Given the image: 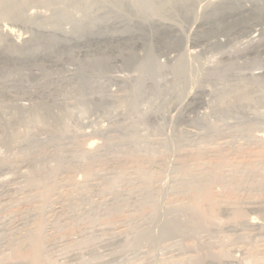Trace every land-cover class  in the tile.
Returning <instances> with one entry per match:
<instances>
[{
	"label": "bare ground",
	"instance_id": "1",
	"mask_svg": "<svg viewBox=\"0 0 264 264\" xmlns=\"http://www.w3.org/2000/svg\"><path fill=\"white\" fill-rule=\"evenodd\" d=\"M233 1L231 7L225 0H146L158 16L149 22L128 0H0V146L8 153L0 160V171L8 177L0 184V215L12 204L27 206L16 212L17 231L9 227L11 220L6 223L0 216V253L26 251L27 257L11 263L1 258L0 264H51V256L64 249L60 257L70 264L82 262L84 253L94 264H178L174 259L191 252L195 254H189L185 264H264V114L256 105H264V72L241 75L243 85L239 80L236 87L234 82L228 89L211 91V111L203 115V124L188 121V111L205 102L208 92L199 86L186 96L179 110L183 120L188 117V125L177 132L170 179L162 187L163 205L156 185L161 179L156 175L164 174L166 160L151 158L169 151L173 142L161 134L142 135L129 122L134 114L143 117L138 111L143 98L161 95V78L171 75L172 85L165 93L180 98L190 80L187 52L158 53L147 44L151 37L147 29L152 25L157 30L175 29L172 21L189 22L193 38L187 46L194 52L192 58L223 49L212 37H200L205 25L250 15L245 25L232 31L227 27L224 37L227 46L232 40L256 41L264 31V0ZM103 51L112 55L110 70L102 62ZM160 52L166 67L158 62ZM252 52L257 56L261 47ZM198 65L195 74L201 69ZM227 69L213 73L224 78ZM111 86L127 95L110 98ZM250 86L259 93L252 106ZM122 106L127 108L129 120H124L130 127L121 122L90 132L97 118L124 116ZM97 134L104 136V142L93 147ZM240 140L244 148L253 146L242 155L247 160L201 162L203 157L224 155V146L237 153L243 148H235ZM217 144L224 145L223 151L210 149ZM226 154L221 158L225 160ZM131 157H137L135 166ZM96 166L104 168L98 171ZM77 170L85 174L84 181L71 176ZM127 185L131 188L121 189ZM215 185L247 196L215 199L211 197ZM127 211L136 215L105 222ZM50 214L56 220L49 225L59 230L81 220L89 221V228H82L77 239L67 235L46 239L41 226ZM219 219L224 220L222 225L217 224ZM38 220L43 224L36 227ZM186 240L192 245L185 246ZM98 245L110 251L107 257L97 259ZM156 247L162 251L158 257L152 253Z\"/></svg>",
	"mask_w": 264,
	"mask_h": 264
},
{
	"label": "rangeland",
	"instance_id": "2",
	"mask_svg": "<svg viewBox=\"0 0 264 264\" xmlns=\"http://www.w3.org/2000/svg\"><path fill=\"white\" fill-rule=\"evenodd\" d=\"M128 1H129V3H131L133 5V10L136 13H138L140 15H143L149 22L155 21L156 19H158V16L154 12V10L148 4H146V0H128ZM217 1H220V0H217ZM225 1L228 3V5H231V7H233V4H234V1L233 0H225ZM237 6H238V4H237ZM199 10H200V12L202 11L201 8ZM262 11L263 12L261 13V18H262V21H264V10H262ZM235 13H237V12L235 11ZM216 15H219V12ZM249 16H236V17H234L232 19H229L228 22H225V20H223V21H220V22L218 21V23H216V24L211 22L209 25H205L204 28H201L199 30L200 31V37H202L203 39H208V38L212 37L211 39L217 45H220L221 48L223 47V49L222 50L220 49V51H216L214 54L213 53H210V55L207 54V53L200 54V55H197L196 54L195 57L193 55L194 58L193 57L192 58L190 57V56H192V54L194 52L191 51L188 48V46H187V44L188 45L190 44V42H188V41H191V39L193 38V35L191 34V30L189 29L190 28L189 27V22H187V21H177L175 19L177 22L172 21L173 23L176 24V28L175 29H169V28L166 29L165 28L163 30H157V28H153V25H152V27H149V29H147V33H148L149 37H150V34H151V37L149 38V42H147V44L150 47L153 46V48H155L158 51V53L162 49H165V50L179 49V50H182V52H184V53L187 52L186 53V55L188 54L187 55V58L188 59L190 58L189 59V62H188V64H189L188 66L190 67V64H191V67H192L193 64H195L193 66V68H194L193 71H192L193 68L191 69V67H190V69H188L189 70V75H190V76L188 75V79H190L189 80V84H191V85L189 86V84H185L186 88L184 86L183 90L184 91L186 90V91H185V93H184V91L182 92L181 98L178 97V95H176L175 93L170 92V91L165 93V90L171 87L172 81H173V78L171 77V75L170 76H167V77L165 76V77H163V78H161L159 80V84H158L159 85V89L161 91V95H157V96H154V97H151V98L145 97V98H143L140 101V103H139L140 105L138 107V111H139V113H141L143 115V117H140L138 114H134L133 115V118L129 120L128 119L129 117L127 115L128 112L127 111L126 112L124 111V110H127V108L126 107L123 108V106H122V107H120V110L122 111V108H123V113L125 114L124 116H118V118H117V116H114V117L112 116L110 118H108V117H105V118L104 117H100V118H97L96 123L93 125V128L95 127L94 130L92 128H88L90 130V132L93 133V132H95L96 129L98 130V128L99 129H101L103 127L110 128V127H115L118 124L123 125L124 123L122 124L121 122H125L126 123V125H123V126H129V125L131 126V123L129 124L126 121V120H129V122L132 121L133 126L136 127L137 130H138V132L140 134H142V135L156 134L155 136L159 138V135L158 134H161L162 138H164V139H166L168 141L170 140V142L171 141L173 142L171 144V146L169 147V151L172 150L171 152L167 151V149L166 150H162V152L160 151V153L156 154L157 156L154 155V158H153V156L151 158V160H156V159H163V161L166 160L165 163H164V168L165 169H163V173L165 174V175L163 174L164 175V178L162 177L163 176L162 173L161 174H157L156 177H159L161 180H159V183L158 182H157V184L155 183L156 185H158L161 188L160 189V192L162 191L161 193H159V196H158L159 198L161 197V199L159 200V198H158V200H159L160 203H162V205H163V201L162 200H163V197H164V191L163 190L165 189L164 187L166 186L167 181H169V180L166 181V179L168 177L167 174L170 175V172L169 171H171L172 164H173V161H174V159H173L174 158L173 153L178 148L177 145H176V141H177L176 139L178 138L177 135H178V133H179L180 130H184L187 127V125H188L187 124L188 122L185 121L188 117L185 118V120H183L181 118V114H180L182 111L179 110V108L182 105L183 100L186 98V96H188L189 94L192 95L196 91H198L199 90V86H201L203 89H205L208 92L207 93L208 95L204 96V101L206 100L205 102H203L202 104H197V105L195 104V106H193L191 108L192 110L189 109V111H188V114H189L188 116H190L188 118V121L191 118L194 123L197 122L198 124H200L203 121V118H204L203 115L206 114L205 112L207 111L209 113L211 111V109L209 107V103L211 104V101H212V95L210 94L211 91H215V90H218V89L220 91L221 90H224V89H228L229 87H231V85L234 84V82H237V83L234 84V86L236 87V85L239 84V80H240L239 86L240 85H243L244 79L242 78V76L244 74H245L244 76H249V74H251V73H253V74H260V73H263L264 72V31L261 33V35H259L257 37V40L254 41V42L252 40L248 39V38H244V39H241V40H232L230 45H228V46L226 45L227 39H225V37H224L225 29L227 27L229 29V27H230V30L232 31V29H235V28H238V27H240L242 25H245V23H247L246 21L249 20ZM218 18H220V17L218 16ZM168 21L169 20H167V22ZM253 47L254 48L255 47H261V52L258 53L257 56H255L253 54V52H252ZM189 51H191V53ZM161 52H160V55L157 56L158 62L161 63L162 65H164L166 67L168 65H166L167 63H166L164 57H162V53ZM101 56H102V59H103L102 62L107 65L106 68L109 69V70L112 69L111 63L109 65V62L111 61L112 55L110 53L106 52V51H103V53L101 54ZM194 59L196 61H194ZM253 60H256V61H253ZM198 61H199V65H200V68L201 69L199 68ZM196 62H197V65H198L197 66V70L200 69L199 72H198L199 74H197V73L195 74L194 73L196 71L195 70V68H196ZM225 67H228V69H227V72L225 73L224 78H221L218 75H216V74L213 73V71H217V70H220V69L225 68ZM190 71H192V73H190ZM251 71H253V72H251ZM238 77H241L243 83L241 82V79L238 78ZM193 79L195 80V84H193L194 83V80ZM191 82H193V83H191ZM186 83H188V82H186ZM187 85L189 86L188 88H187ZM189 89H191V90H189ZM249 90H252L251 96H252V98H254L253 99L254 100L253 103H250V105L252 106L254 103L255 104L257 103V99L259 98V96L257 95L258 92L253 87L250 86L249 87ZM239 91H241V88H239ZM109 93H110V95L112 94L110 96V98L112 96H115V98H117V97H125L127 95V91L125 92V91H123L121 89L118 90V88L117 87L115 88V86H113V88L111 86ZM209 94H210V96H209ZM234 95H235V93L234 94L232 93L231 96H234ZM206 102L207 103L209 102L208 105H206L207 104ZM259 104H260V106H259ZM261 104L262 103H259L258 102L256 105L258 106L257 108L259 109V112L262 111L261 113L264 114V112H263L264 111V105L262 106ZM256 105H254V106H256ZM125 118H126V120H124ZM115 121H116L117 124H115ZM127 123H128V125H127ZM106 128H104V129H106ZM163 133H164V136H163ZM165 133L167 135H165ZM102 136L103 135L98 136V134H97V137H95L96 138L95 139L96 142H95V145L93 147H96L98 145L103 144V142H104V139H103L104 136L103 137ZM161 136H160V138H161ZM170 138H172V139H170ZM83 140H84V138H83ZM237 143H240V144L239 145L238 144H235L236 150H239V148L241 149V147H243V148L241 150L237 151V153H235L236 155L233 153L235 149H232L230 147L227 148L226 146L221 145V144H217V147L218 148L215 147V149H214V146H213L214 144L211 145V146L209 145L211 148L209 146H207L208 148L213 149V150H218L220 148L222 150L223 147H221V146H224L226 148V149L224 148L226 151L225 150L224 151L222 150V151L225 154L226 153L227 154L229 153L230 155H233L234 154L235 156H230L229 154L228 155L226 154L227 156H226V159L225 160L223 158H221V156H223L225 158V156H224L225 154L224 155L222 154L219 157L217 156V158H216V156H214L213 158H210L211 157L210 156L209 157L210 160H209L208 157H206V158L203 157L201 159L202 160L201 162H203V163H208V162L209 163H216V162H223L224 161V162H227L226 164H228V163L231 164V162H236V160H237V162H243L241 160H244V161L247 160L246 158L242 157V155L245 152L252 151L251 149L253 148V146H249L248 148H244V146L241 145L243 143V142H241V140L239 142H237ZM236 145H238V146H236ZM174 146L176 148H174ZM2 148L3 147L0 146V160L1 159H4L2 157H6L7 156L6 154H8V153H6L7 152L6 149L5 148L2 149ZM231 150H232V152H231ZM263 150H259V151L260 152H263ZM227 151H229V152H227ZM241 152H243V153H241ZM237 155H240V156H237ZM229 156L231 157V159H230ZM141 157L142 156H139V158H138L139 161L141 160ZM164 157L166 159H164ZM125 158H128V157L126 156ZM125 158H123V159H125ZM133 158L131 157V159H130V161L132 162V165H134L135 164V161H137V157L136 158L133 157ZM171 159H173V160H171ZM197 160L196 161L198 162V164H200V159L198 158ZM169 162L170 163L172 162L171 163V166L168 165V164H170ZM130 164L128 165V167L126 166L127 168L126 167L125 168L126 169H129ZM96 167H95V169H97L98 171H100L102 168H104V167H98V166H96ZM166 168H167V171H166ZM77 171H78V173H77ZM77 171H75L76 175H74V176L71 175V176L77 182L84 181V179H85V176L84 175L85 174L83 172H81L80 170H77ZM78 175H79V178H78ZM5 177H6V175H3V173H1V171H0V184L6 182L5 179H8V177H6V178ZM3 178H5V179H3ZM168 179H170V176L168 177ZM160 181H162V182H160ZM215 186L216 187H213L212 192H211L213 194V196H211V197H213L215 199L216 198L217 199H220L219 197H221V196L222 197L223 196L224 197H227L228 196L231 199H234L235 198L236 200H241V199H243V198H245L247 196V195L241 194V193H240L241 195L238 194V193L237 194L229 193V192L225 191L221 186H219V185H215ZM162 187L164 189H162ZM130 188L131 187H129L128 185L127 186H124V187H121L122 190H125V189L128 190ZM74 194H76V193H74ZM232 194L235 195V196H232ZM237 197L238 198L240 197V198L237 199ZM256 197H258V196H256ZM94 199H96L98 201H102L101 199H103V197H101V196H99V197L98 196H95ZM15 205L12 204L13 207L10 206L11 208H9V209L7 208L8 209V210H6L7 212L5 211V212H3L4 214L2 213L3 216H2V214L0 215L5 222H6V220H7V222H9L10 220L12 221V222L10 221L11 223H9V225H10L9 227H11L12 230H15V227L14 226L16 225V223H15V217H16V214L18 213L17 210L18 211L19 210H23V209H25L24 207H27V206H24V207L22 206L23 207V209H22V207H21L20 204L15 203ZM19 207H20V209H19ZM147 210H148V208H147ZM11 212H13V213H11ZM14 212H15V214H14ZM123 213L124 214H120L118 217L115 215L114 217H112V219L111 218L110 219L108 218L109 220L106 218V221L105 222H107L108 224L109 223H112L113 224L115 222L117 223L118 220L119 221L122 220V218L123 219L124 218L126 219L127 217L130 216V215L128 216L127 214H130L131 213V215H134V214L136 215V213L133 212V211H131V212H128L127 211V212H123ZM9 216H10V218H9ZM11 216H13V217H11ZM48 216L46 217L44 224L41 223V222H39V220H38V222H36L37 223V226H36V223L33 224V225L36 226V227H38L39 225L41 226V224H43L41 227L45 228V234L44 235L47 236L46 239H49V240L50 239L51 240H53V239L55 240L56 238L58 240V239L62 238V236L65 237L66 235L67 236H71L72 239H77L78 238V235H79L78 233L80 232V230L82 228H85V226H87V228H89L88 227L89 225L87 224L89 221L87 222V220H86L85 222H83L84 220H81L80 221L81 223H79L78 221H77V223H75L76 221L75 222L74 221H70L69 222L70 224L68 223V225H66V226L63 227V229H60L59 230V228L56 225H55V227H54V225H53V227L51 226V224L49 225V223H52V221L55 222L56 215L55 214H53V215L50 214V216L49 217ZM1 217H0V219H1ZM4 217H5V219H4ZM219 220H218L217 224L220 223V225H222V223L224 222V220L223 219H219ZM71 222L72 223L74 222V224H71ZM91 226H92V224H91ZM55 228H57V230ZM155 230L157 232L158 231V228H156ZM15 231H17V229ZM15 231H13V232H15ZM23 231L24 230H21V232H23ZM228 238H231V237L229 236ZM225 239H227V238H225ZM99 240L100 239H98V241ZM190 241L191 240H186L184 242L185 246L186 245H187V247L188 246H191L192 243H193V241H191V242ZM170 242H172V240H170L168 243H170ZM164 243H166V242H164ZM96 248L95 249L97 250V252H99V253H97V259H99L98 257H100V255H102V256L104 255L103 257H107L105 255H107L108 253H110V251L108 252V251L104 250V248L103 247L101 248V246L99 247V245ZM98 248H99V250H98ZM155 249L154 250L157 251V252H155L153 250L152 253L154 252L155 254L154 253L153 254L156 257H158L156 253H159V254L161 253L162 254V251H159L160 250L159 247H158V249H157V247ZM63 251H65V249L62 250V252L61 251H56L57 253H55V255L53 254L54 252L52 253L54 256L53 255H52L53 257L51 256V260H52L51 261V264H70V263L64 262V260L62 259V257H60V256L63 255ZM22 253H20V252L18 254L15 253L16 254L15 255L14 252L12 253V250H4V251H2L0 253V259L3 258V260L10 261V263L11 262H15V261L17 262L18 260L19 261H22L23 259H26L27 252L24 251ZM59 254H61V255H59ZM84 254H85L84 255L85 257L84 256L83 257L86 260L83 258V261H82L83 263L82 262H75L73 264H76V263L77 264H87V261L89 262V260H92V258H90L91 257L90 254H86V253H84ZM189 254H190V256L191 255L193 256L195 254V252L186 253V254L182 255L181 258L179 257L177 260L174 259V261H176L177 263L179 262L178 264H180V263H182V264L184 263L185 264L186 261L188 260V257L190 258ZM8 255H10L12 257H10ZM160 255H159V257H160ZM20 257H21V259H20ZM103 257L101 259H103ZM4 258H6V259H4ZM87 258H89V259H87ZM10 259H14V260H10ZM182 259H183V261H182ZM94 261L92 260V262H93L92 264H94ZM89 263L91 264V262H89ZM167 263L169 264V262H167ZM171 264H174V263H171ZM247 264H253V263H252V261H247Z\"/></svg>",
	"mask_w": 264,
	"mask_h": 264
}]
</instances>
